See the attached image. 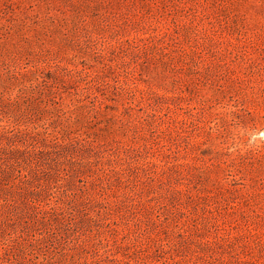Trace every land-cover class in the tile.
<instances>
[{"label": "rangeland", "instance_id": "1", "mask_svg": "<svg viewBox=\"0 0 264 264\" xmlns=\"http://www.w3.org/2000/svg\"><path fill=\"white\" fill-rule=\"evenodd\" d=\"M0 264H264V0H0Z\"/></svg>", "mask_w": 264, "mask_h": 264}]
</instances>
